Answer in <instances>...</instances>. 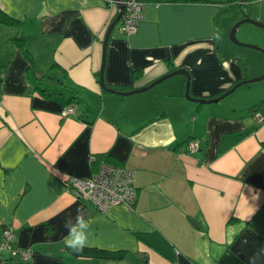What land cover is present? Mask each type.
<instances>
[{
    "label": "crops",
    "instance_id": "1",
    "mask_svg": "<svg viewBox=\"0 0 264 264\" xmlns=\"http://www.w3.org/2000/svg\"><path fill=\"white\" fill-rule=\"evenodd\" d=\"M144 2L135 32L119 22L110 35L107 87H144L185 68L190 94L206 99L264 72L259 57L250 66L219 40L226 12L216 1ZM0 8L15 18L0 23V238L13 227L33 254L0 264H264V121L254 120L264 116V93H244L258 85L209 104L186 97L183 74L140 93L110 92L100 83L103 40L118 14L110 2L0 0ZM71 103L77 110L63 116ZM191 138L201 141L196 152ZM105 160L133 169L132 209L102 211L69 190L71 176L90 177ZM78 207L87 246L120 258L69 250L64 225Z\"/></svg>",
    "mask_w": 264,
    "mask_h": 264
},
{
    "label": "built area",
    "instance_id": "2",
    "mask_svg": "<svg viewBox=\"0 0 264 264\" xmlns=\"http://www.w3.org/2000/svg\"><path fill=\"white\" fill-rule=\"evenodd\" d=\"M125 12L120 19V28L126 32H135L145 13V2L142 0H125ZM77 110V104L71 103L62 108L63 116L73 114ZM256 125L264 121L261 113L254 116ZM200 139L193 138L187 143V150L196 152L200 146ZM68 188L81 199L90 201L95 207L107 211L112 205H125L133 208L138 198V189L135 183L133 169L102 161L98 170L90 177L77 178L71 176L67 181ZM8 255H13L23 263H29L32 258V250L29 247L19 246L13 227L5 226L0 238V261Z\"/></svg>",
    "mask_w": 264,
    "mask_h": 264
},
{
    "label": "rangeland",
    "instance_id": "3",
    "mask_svg": "<svg viewBox=\"0 0 264 264\" xmlns=\"http://www.w3.org/2000/svg\"><path fill=\"white\" fill-rule=\"evenodd\" d=\"M214 1H216L220 5L221 8L225 9V12H226L223 15L221 26H220V29L218 32L219 40L224 36L226 38V40H225L226 43H229V42H227V40H229V35H227L230 33L229 31L232 29V27L238 21H240L241 19L244 18L242 16V11L245 8H246L245 10L247 13L250 11L249 13H250V16L252 18L264 21V13L257 15V12L259 10H261V9L264 10V0H250L248 3L247 2L244 3V5L242 6L243 9H241L239 6H236L234 4L235 1L242 3L243 0H214ZM227 23L231 24L229 29H225V25ZM237 37L241 42L249 43V44H255V45H258L264 49V28H262V27L256 26L252 23H244L239 27V30L237 32ZM232 45H233V47H235L234 45H236V44L233 43ZM236 47H238L237 49H240L241 51L244 52V54L246 56V61L248 62V64L250 66H252L251 64H253V62H255L256 57H259V59L264 64V53L261 50L254 49V48L247 47V46H239V45H237ZM221 51H223V50H221ZM238 53H240V52L238 51ZM262 74H260V75H262ZM249 84L258 85V86L255 87L252 91L244 92L246 96L251 95V94H257V93L262 94V93H264V79L257 81V82L249 83ZM247 85L248 84H244L240 87H242L241 89H247L246 88ZM232 94H230L226 98L230 97ZM191 139H193V138H191ZM189 140L190 139L187 140V143ZM200 145H201V143H200ZM199 148H200V146H199ZM199 148H198V150H199ZM84 261L85 262H90V261L94 262V260L87 259V258H85ZM103 263L104 264H124L122 261L113 260V259L110 261H105Z\"/></svg>",
    "mask_w": 264,
    "mask_h": 264
},
{
    "label": "water",
    "instance_id": "4",
    "mask_svg": "<svg viewBox=\"0 0 264 264\" xmlns=\"http://www.w3.org/2000/svg\"><path fill=\"white\" fill-rule=\"evenodd\" d=\"M108 2L111 3V6L116 7L118 14L116 15V17L114 18V20L109 24L108 29L105 33V37L103 40V62H102V67H101V73H100V83L102 85L103 88L109 90L110 92H115L118 94H122V95H131V94H135V93H140V92H144L147 91L149 89H151L152 87H154L156 84L160 83L161 81H164L165 79L172 77L174 75L177 74H183L186 76L187 81H186V91H185V95L188 99L190 100H194L196 102H200V103H217L219 101H221L222 99H224L225 97L229 96L231 93H233L238 87L244 85V84H249V83H253V82H257L260 81L262 79H264V73L262 75L256 76V77H250L247 79H243L238 81L237 83H235L230 89H228L227 91H225L224 93H222L221 95L217 96V97H213V98H196L193 97L190 94V85H191V75L190 72L185 69V68H178L173 70L172 72L163 75L162 77L154 80L153 82H151L149 85H146L144 87H139V88H135V89H129V90H116L114 88H109L107 87L105 80H104V70H105V65H106V59H107V48H108V43H109V38L110 35L112 34L115 26L119 23L122 15L125 12V5H124V1L125 0H106ZM244 23H252L256 26L262 27L264 28V21H261L259 19H255L252 18L250 16V14H248L246 12L245 16L243 19H241L240 21H238L233 27L232 29L229 31V39L230 41H232L233 43H235L236 45L239 46H247V47H251L254 49H258L261 50L264 53V49L258 45L255 44H249V43H244L241 42L238 37H237V32L239 30V27L244 24Z\"/></svg>",
    "mask_w": 264,
    "mask_h": 264
},
{
    "label": "clouds",
    "instance_id": "5",
    "mask_svg": "<svg viewBox=\"0 0 264 264\" xmlns=\"http://www.w3.org/2000/svg\"><path fill=\"white\" fill-rule=\"evenodd\" d=\"M68 229V236L64 238V242L68 248L74 253H81L84 251L89 240L90 224L85 219V210L83 207L76 209L75 223L69 218L64 225Z\"/></svg>",
    "mask_w": 264,
    "mask_h": 264
},
{
    "label": "trees",
    "instance_id": "6",
    "mask_svg": "<svg viewBox=\"0 0 264 264\" xmlns=\"http://www.w3.org/2000/svg\"><path fill=\"white\" fill-rule=\"evenodd\" d=\"M142 1H144V0H142ZM246 1H250V0H243L242 1V3H239L238 1H235L234 2V4L236 5V6H239L241 9H243L242 8V6L244 5V3H246ZM248 3V2H247ZM246 9V8H245ZM243 10L242 11V16L244 17L245 16V14H246V10ZM144 19V18H143ZM120 22V21H119ZM141 22V21H140ZM0 23H9V24H14L15 23V18L14 17H12V16H9L8 14H6L5 12H3L2 10H1V8H0ZM140 24V23H139ZM21 39H25V37L24 36H21L20 37ZM45 91V90H44ZM256 108V107H255ZM255 108L253 109V110H255ZM263 145H264V143H263ZM94 159V162L95 161H97L98 159H99V157L97 156V157H95V158H93ZM106 161V160H105ZM108 162V161H107ZM108 163H110V162H108ZM83 200H85V199H83ZM85 201H87V202H89V203H91L90 201H88V200H85ZM135 205V204H134ZM97 208V207H96ZM31 249V248H30ZM32 250V249H31ZM69 250L73 253V254H75V255H77V256H80V255H85V256H87V257H90V256H93V257H99V258H120L121 256H122V254H120V255H118L117 254V251L116 250H110V249H105V248H98V247H89V246H86L85 247V249H84V251L83 252H81V253H74L70 248H69ZM121 253H124V252H126L125 250H119ZM107 253H109V254H107ZM13 259H16V260H18V261H21V260H19L17 257L16 258H14L13 257V255H8L7 256V258L5 259V260H8V262H11V260H13ZM0 262H2V261H0ZM3 263H7V262H3Z\"/></svg>",
    "mask_w": 264,
    "mask_h": 264
},
{
    "label": "flooded vegetation",
    "instance_id": "7",
    "mask_svg": "<svg viewBox=\"0 0 264 264\" xmlns=\"http://www.w3.org/2000/svg\"><path fill=\"white\" fill-rule=\"evenodd\" d=\"M246 2H249V1H246Z\"/></svg>",
    "mask_w": 264,
    "mask_h": 264
}]
</instances>
